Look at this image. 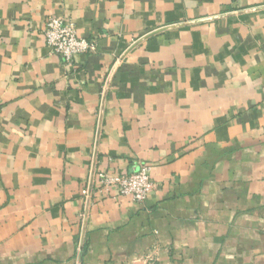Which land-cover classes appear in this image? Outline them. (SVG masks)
<instances>
[{"label": "crops", "instance_id": "obj_1", "mask_svg": "<svg viewBox=\"0 0 264 264\" xmlns=\"http://www.w3.org/2000/svg\"><path fill=\"white\" fill-rule=\"evenodd\" d=\"M0 264H264V0H0Z\"/></svg>", "mask_w": 264, "mask_h": 264}, {"label": "built area", "instance_id": "obj_2", "mask_svg": "<svg viewBox=\"0 0 264 264\" xmlns=\"http://www.w3.org/2000/svg\"><path fill=\"white\" fill-rule=\"evenodd\" d=\"M44 35L51 53L60 56L66 66L73 64L75 56L93 53L97 49L96 41L80 37L75 22L67 17H49ZM93 184L97 191L113 189L123 196H130L136 203L144 202L155 188L151 167L145 163H140L133 172L122 175L98 172L92 179ZM90 192V189H85L84 195L89 196Z\"/></svg>", "mask_w": 264, "mask_h": 264}]
</instances>
